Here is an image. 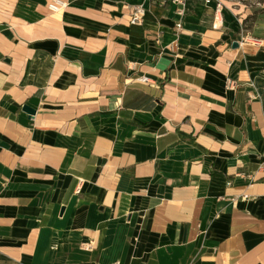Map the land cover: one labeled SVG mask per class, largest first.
I'll use <instances>...</instances> for the list:
<instances>
[{
  "label": "crops",
  "instance_id": "0c3cea01",
  "mask_svg": "<svg viewBox=\"0 0 264 264\" xmlns=\"http://www.w3.org/2000/svg\"><path fill=\"white\" fill-rule=\"evenodd\" d=\"M59 1L0 0V264H264L263 41Z\"/></svg>",
  "mask_w": 264,
  "mask_h": 264
},
{
  "label": "rangeland",
  "instance_id": "374dc122",
  "mask_svg": "<svg viewBox=\"0 0 264 264\" xmlns=\"http://www.w3.org/2000/svg\"><path fill=\"white\" fill-rule=\"evenodd\" d=\"M226 5L237 24L235 36L251 34L264 44V0H226Z\"/></svg>",
  "mask_w": 264,
  "mask_h": 264
},
{
  "label": "built area",
  "instance_id": "2783aa9c",
  "mask_svg": "<svg viewBox=\"0 0 264 264\" xmlns=\"http://www.w3.org/2000/svg\"><path fill=\"white\" fill-rule=\"evenodd\" d=\"M187 0H163V3H174L177 6H182L185 5ZM202 1L204 4L209 5V4H215V13H214V19L217 21H221L222 20V13L223 10L225 8V4H224V0H199ZM63 3L59 0H56V2H54L53 4H50V8L52 10H55L58 8L57 3ZM182 11V10H181ZM145 16V8L142 5H138L132 8L131 10V22L132 23H141L144 19ZM215 26H217L215 24ZM176 30L179 32L181 31V29L183 28V24L182 22H178L176 24ZM252 42L254 44H260V41L257 38H254L252 36H250L249 34H243L241 35L240 38V42L241 43H245V42ZM141 81H148L147 77H141L140 78ZM256 172H262L264 174V162L259 164L257 171ZM249 179H250V184H254L255 182V175L254 174H249L248 175ZM246 197V196H244ZM88 248L91 247V244H88L87 246Z\"/></svg>",
  "mask_w": 264,
  "mask_h": 264
},
{
  "label": "water",
  "instance_id": "95a60500",
  "mask_svg": "<svg viewBox=\"0 0 264 264\" xmlns=\"http://www.w3.org/2000/svg\"><path fill=\"white\" fill-rule=\"evenodd\" d=\"M233 48H238L240 47V42L239 41H234L232 44ZM23 110L25 112H27L29 115H35L36 114V109H34L33 107L29 106V105H24L23 106Z\"/></svg>",
  "mask_w": 264,
  "mask_h": 264
}]
</instances>
